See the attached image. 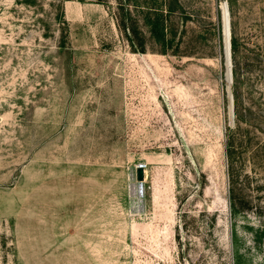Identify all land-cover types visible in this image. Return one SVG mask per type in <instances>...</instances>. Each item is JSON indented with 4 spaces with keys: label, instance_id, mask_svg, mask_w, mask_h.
I'll list each match as a JSON object with an SVG mask.
<instances>
[{
    "label": "rangeland",
    "instance_id": "obj_1",
    "mask_svg": "<svg viewBox=\"0 0 264 264\" xmlns=\"http://www.w3.org/2000/svg\"><path fill=\"white\" fill-rule=\"evenodd\" d=\"M0 264H264V0H0Z\"/></svg>",
    "mask_w": 264,
    "mask_h": 264
},
{
    "label": "trees",
    "instance_id": "obj_2",
    "mask_svg": "<svg viewBox=\"0 0 264 264\" xmlns=\"http://www.w3.org/2000/svg\"><path fill=\"white\" fill-rule=\"evenodd\" d=\"M173 2L176 1V4L178 0H171ZM145 24L149 28V32L152 38L155 40H158L161 42L164 46L168 43L167 40V34H166V28H165V20H164V13L161 9L155 8V7H146L145 8ZM173 11L172 7L169 6V9L167 10L168 13H171ZM121 30L123 31L125 37L129 41L130 45L133 48H137L138 46H141V52L144 51V44L137 45L136 41L138 36H141V32L138 28H135L134 26L130 25L128 21H125L123 19V25L121 27ZM232 48L233 50L236 48V42H232ZM139 50V49H138ZM239 214L238 209H236V204H232V215L236 217V215Z\"/></svg>",
    "mask_w": 264,
    "mask_h": 264
},
{
    "label": "water",
    "instance_id": "obj_3",
    "mask_svg": "<svg viewBox=\"0 0 264 264\" xmlns=\"http://www.w3.org/2000/svg\"><path fill=\"white\" fill-rule=\"evenodd\" d=\"M230 21H229V41H228V47H229V59L230 61H232V46H231V33H230ZM225 28V25H224ZM224 33H225V29H224ZM226 35V34H225ZM225 43H226V36H225ZM226 59L228 61V55H227V44H226ZM230 73V78H231V83L233 81V68L232 66L230 67V70H228ZM136 176H137V181L139 182H143L145 180V172L142 168H138L136 171Z\"/></svg>",
    "mask_w": 264,
    "mask_h": 264
},
{
    "label": "bare ground",
    "instance_id": "obj_4",
    "mask_svg": "<svg viewBox=\"0 0 264 264\" xmlns=\"http://www.w3.org/2000/svg\"><path fill=\"white\" fill-rule=\"evenodd\" d=\"M223 12H224V25H225V36H226V44H227V55H228V70H230V67L233 66L232 65V61H230L229 59V47H228V41H229V21H231L230 18V12H229V8L227 7L226 4L223 5ZM230 33H231V27H230ZM228 79L231 81L230 78V73L228 71Z\"/></svg>",
    "mask_w": 264,
    "mask_h": 264
},
{
    "label": "built area",
    "instance_id": "obj_5",
    "mask_svg": "<svg viewBox=\"0 0 264 264\" xmlns=\"http://www.w3.org/2000/svg\"><path fill=\"white\" fill-rule=\"evenodd\" d=\"M138 168H142L143 170H145L146 166L140 165Z\"/></svg>",
    "mask_w": 264,
    "mask_h": 264
}]
</instances>
